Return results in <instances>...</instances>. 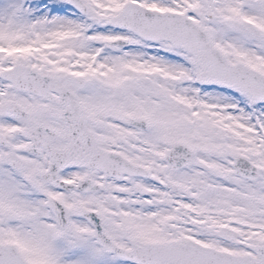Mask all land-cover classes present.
I'll return each instance as SVG.
<instances>
[{"label":"snow or ice","instance_id":"6c2138e0","mask_svg":"<svg viewBox=\"0 0 264 264\" xmlns=\"http://www.w3.org/2000/svg\"><path fill=\"white\" fill-rule=\"evenodd\" d=\"M0 264H264V0H0Z\"/></svg>","mask_w":264,"mask_h":264}]
</instances>
